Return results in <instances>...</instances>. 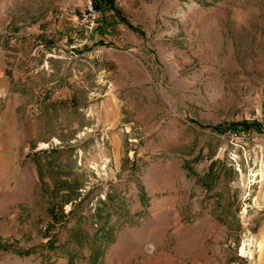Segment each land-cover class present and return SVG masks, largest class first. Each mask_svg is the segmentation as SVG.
<instances>
[{
  "label": "rangeland",
  "instance_id": "obj_1",
  "mask_svg": "<svg viewBox=\"0 0 264 264\" xmlns=\"http://www.w3.org/2000/svg\"><path fill=\"white\" fill-rule=\"evenodd\" d=\"M110 1L0 0V264H264V0Z\"/></svg>",
  "mask_w": 264,
  "mask_h": 264
},
{
  "label": "built area",
  "instance_id": "obj_2",
  "mask_svg": "<svg viewBox=\"0 0 264 264\" xmlns=\"http://www.w3.org/2000/svg\"><path fill=\"white\" fill-rule=\"evenodd\" d=\"M97 18H98V12L94 7L93 0H87L85 10L81 15V24L86 29H92L95 26V22Z\"/></svg>",
  "mask_w": 264,
  "mask_h": 264
},
{
  "label": "crops",
  "instance_id": "obj_3",
  "mask_svg": "<svg viewBox=\"0 0 264 264\" xmlns=\"http://www.w3.org/2000/svg\"><path fill=\"white\" fill-rule=\"evenodd\" d=\"M143 41H144L143 39L140 40V42H142L143 44H139L138 48H140L141 45H146V49H148V42L144 41L145 42V44H144ZM133 49H137V48L134 47ZM142 63L144 65L145 69L144 68L142 69L141 67L138 66V70L134 71V77H135L136 81H148V79H149L148 74L151 75V72L148 69V58H144Z\"/></svg>",
  "mask_w": 264,
  "mask_h": 264
},
{
  "label": "trees",
  "instance_id": "obj_4",
  "mask_svg": "<svg viewBox=\"0 0 264 264\" xmlns=\"http://www.w3.org/2000/svg\"><path fill=\"white\" fill-rule=\"evenodd\" d=\"M110 0H93L94 7L96 9H101V4L106 3L107 5L110 3Z\"/></svg>",
  "mask_w": 264,
  "mask_h": 264
}]
</instances>
